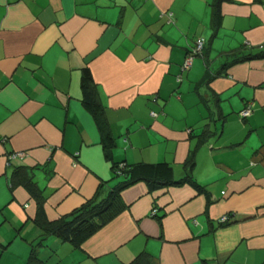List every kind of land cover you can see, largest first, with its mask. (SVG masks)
Segmentation results:
<instances>
[{
    "label": "crops",
    "instance_id": "1",
    "mask_svg": "<svg viewBox=\"0 0 264 264\" xmlns=\"http://www.w3.org/2000/svg\"><path fill=\"white\" fill-rule=\"evenodd\" d=\"M263 52L264 0H0V264H264ZM120 163H166L176 183L124 187L78 246L42 237L17 168L55 220Z\"/></svg>",
    "mask_w": 264,
    "mask_h": 264
},
{
    "label": "trees",
    "instance_id": "2",
    "mask_svg": "<svg viewBox=\"0 0 264 264\" xmlns=\"http://www.w3.org/2000/svg\"><path fill=\"white\" fill-rule=\"evenodd\" d=\"M260 56L264 57V52ZM81 87L84 103L97 120L104 141L111 144L110 135L103 129V113L97 101V91L94 82L87 69L83 70ZM114 171L119 177H123V180L110 188L104 195L103 191L99 190L92 199L74 209L70 214L55 220H48L45 217L42 194L37 186L25 176L23 169L17 168L14 171V179L25 183L27 189L37 198L38 213L36 222L42 231V237L55 235L78 246L124 210L125 205L119 195V192L124 187L138 180H144L150 190H156L165 185L176 183L172 180V169L166 163L138 164L131 167L123 163L122 168L115 164L113 165ZM142 257L144 255L140 254L130 264H138Z\"/></svg>",
    "mask_w": 264,
    "mask_h": 264
},
{
    "label": "built area",
    "instance_id": "3",
    "mask_svg": "<svg viewBox=\"0 0 264 264\" xmlns=\"http://www.w3.org/2000/svg\"><path fill=\"white\" fill-rule=\"evenodd\" d=\"M202 46H203V41H202V40H199V41L197 42L196 46L194 47V53H200V52H201V49H202ZM192 61H193V55H192V54H189V55L186 57L185 61H184L183 68H184V69H188V68H190L191 65H192ZM250 114H251V108H250V106L245 107V108L240 112V115H241L242 117H244V118H245V117H248ZM19 155H21V153H13L12 155L9 156V158L14 159L15 157H17V156H19ZM118 167H119V168H122V167H123V164H122V163L118 164ZM155 213H156V210H153L151 214H152V215H155ZM224 220H228V217H227V216H222V217H221V221H224Z\"/></svg>",
    "mask_w": 264,
    "mask_h": 264
}]
</instances>
